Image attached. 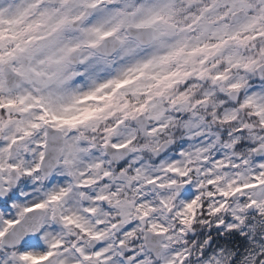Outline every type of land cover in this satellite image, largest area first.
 Wrapping results in <instances>:
<instances>
[{"label":"snow or ice","instance_id":"1","mask_svg":"<svg viewBox=\"0 0 264 264\" xmlns=\"http://www.w3.org/2000/svg\"><path fill=\"white\" fill-rule=\"evenodd\" d=\"M0 264H264V0H0Z\"/></svg>","mask_w":264,"mask_h":264}]
</instances>
